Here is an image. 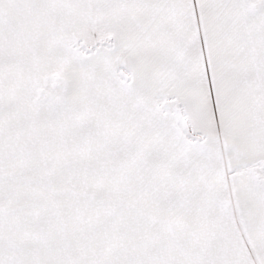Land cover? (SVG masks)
I'll list each match as a JSON object with an SVG mask.
<instances>
[{
    "label": "snow or ice",
    "instance_id": "6c2138e0",
    "mask_svg": "<svg viewBox=\"0 0 264 264\" xmlns=\"http://www.w3.org/2000/svg\"><path fill=\"white\" fill-rule=\"evenodd\" d=\"M0 264H264V0H0Z\"/></svg>",
    "mask_w": 264,
    "mask_h": 264
}]
</instances>
